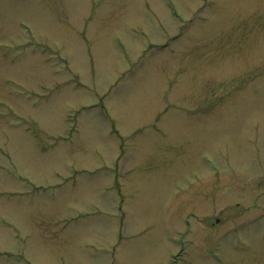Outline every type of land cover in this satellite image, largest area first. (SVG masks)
Here are the masks:
<instances>
[{
  "label": "rangeland",
  "instance_id": "rangeland-1",
  "mask_svg": "<svg viewBox=\"0 0 264 264\" xmlns=\"http://www.w3.org/2000/svg\"><path fill=\"white\" fill-rule=\"evenodd\" d=\"M0 264H264V0H0Z\"/></svg>",
  "mask_w": 264,
  "mask_h": 264
}]
</instances>
